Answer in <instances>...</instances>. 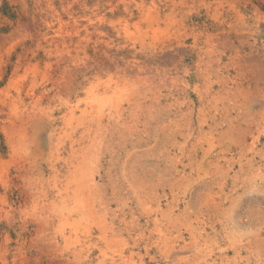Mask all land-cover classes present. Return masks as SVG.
Masks as SVG:
<instances>
[{
    "label": "rangeland",
    "instance_id": "rangeland-1",
    "mask_svg": "<svg viewBox=\"0 0 264 264\" xmlns=\"http://www.w3.org/2000/svg\"><path fill=\"white\" fill-rule=\"evenodd\" d=\"M0 264H264V0H0Z\"/></svg>",
    "mask_w": 264,
    "mask_h": 264
}]
</instances>
